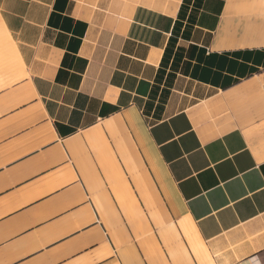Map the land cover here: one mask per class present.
Returning <instances> with one entry per match:
<instances>
[{"label": "crops", "instance_id": "1", "mask_svg": "<svg viewBox=\"0 0 264 264\" xmlns=\"http://www.w3.org/2000/svg\"><path fill=\"white\" fill-rule=\"evenodd\" d=\"M263 70L264 0H0V264H177L133 164L180 264H264Z\"/></svg>", "mask_w": 264, "mask_h": 264}, {"label": "rangeland", "instance_id": "2", "mask_svg": "<svg viewBox=\"0 0 264 264\" xmlns=\"http://www.w3.org/2000/svg\"><path fill=\"white\" fill-rule=\"evenodd\" d=\"M129 179L132 197L138 203L139 212L134 211V209L129 210L132 213L131 215L137 216L138 213L145 222L146 227L145 235L140 236L136 232V237H147L148 234L155 235L159 241V246L165 253L170 254L169 258H177V264H180L182 248L189 247L188 240L196 244L197 239L192 232L189 222L184 217L179 205L169 191L166 182L162 176H155L147 165L144 168H139L136 164H133L130 168ZM141 185L149 192V196H152L153 209L148 207L143 200L140 192ZM99 208H101L100 205ZM151 210H157L160 219L155 218ZM140 225L138 224L137 227ZM192 257L195 264H200L198 258H203V256L196 257L194 254Z\"/></svg>", "mask_w": 264, "mask_h": 264}, {"label": "built area", "instance_id": "3", "mask_svg": "<svg viewBox=\"0 0 264 264\" xmlns=\"http://www.w3.org/2000/svg\"><path fill=\"white\" fill-rule=\"evenodd\" d=\"M262 84H263V87H264V70L262 71Z\"/></svg>", "mask_w": 264, "mask_h": 264}, {"label": "bare ground", "instance_id": "4", "mask_svg": "<svg viewBox=\"0 0 264 264\" xmlns=\"http://www.w3.org/2000/svg\"><path fill=\"white\" fill-rule=\"evenodd\" d=\"M183 251V250H182ZM185 254V253H184ZM185 256V255H184ZM187 258V257H186ZM188 259V258H187Z\"/></svg>", "mask_w": 264, "mask_h": 264}]
</instances>
